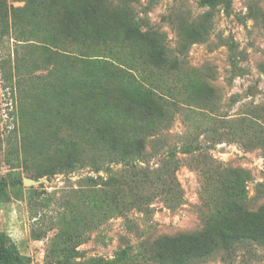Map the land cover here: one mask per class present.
I'll return each mask as SVG.
<instances>
[{
    "label": "rangeland",
    "instance_id": "rangeland-1",
    "mask_svg": "<svg viewBox=\"0 0 264 264\" xmlns=\"http://www.w3.org/2000/svg\"><path fill=\"white\" fill-rule=\"evenodd\" d=\"M130 4L143 30L165 34L176 67L145 62L121 0H0V247L9 264L146 261L148 238L215 221L228 168L249 171L248 205L264 204V0ZM124 103L157 116L140 172L103 138L121 129ZM65 151L80 159L74 170ZM108 167L120 183H98ZM250 248L256 257L242 248L202 264H264V244Z\"/></svg>",
    "mask_w": 264,
    "mask_h": 264
},
{
    "label": "trees",
    "instance_id": "trees-1",
    "mask_svg": "<svg viewBox=\"0 0 264 264\" xmlns=\"http://www.w3.org/2000/svg\"><path fill=\"white\" fill-rule=\"evenodd\" d=\"M121 1L131 10L127 19L130 33L146 42L147 50L143 53L145 62L158 68L176 67L175 59L166 55L165 34L151 26L143 30L142 26H147L145 19L135 15L130 0ZM102 2L106 4L108 0ZM65 50L68 51V47ZM123 109L125 118L120 123L121 129L106 128L103 138L108 136L111 148L123 160L125 168L140 172L139 162L147 157L148 140L159 131L157 116L149 104L136 106L124 103ZM59 156L67 171L74 170L80 164L78 156L67 151ZM105 172L109 174L107 178L101 175L96 178L99 184L114 186L120 183L118 170L108 167ZM250 178L247 170L226 169L220 179L223 197L215 209V221H209L206 227L196 231L162 235L154 240L148 238L143 243V253L147 259L135 264H202L220 254L222 258L224 255L225 258L226 255L231 257L242 248L256 257L257 253L250 245L255 242L264 244V204L256 209L249 207L247 181ZM2 185L3 181L0 180V196ZM13 258L8 249L0 247V264H9Z\"/></svg>",
    "mask_w": 264,
    "mask_h": 264
},
{
    "label": "water",
    "instance_id": "water-1",
    "mask_svg": "<svg viewBox=\"0 0 264 264\" xmlns=\"http://www.w3.org/2000/svg\"><path fill=\"white\" fill-rule=\"evenodd\" d=\"M26 182H32V180H30V179H27V180H26Z\"/></svg>",
    "mask_w": 264,
    "mask_h": 264
}]
</instances>
